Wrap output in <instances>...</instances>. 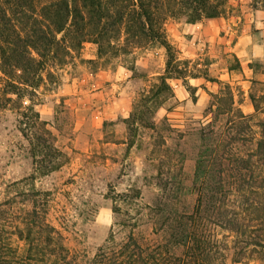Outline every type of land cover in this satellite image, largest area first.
Listing matches in <instances>:
<instances>
[{"label": "rangeland", "instance_id": "obj_1", "mask_svg": "<svg viewBox=\"0 0 264 264\" xmlns=\"http://www.w3.org/2000/svg\"><path fill=\"white\" fill-rule=\"evenodd\" d=\"M222 5V13L194 22L165 16L161 36L169 51L155 40L129 45L122 28L98 46L76 31L42 27L50 39H64L44 56L22 43L37 58L28 69L0 66L1 242L5 203L26 207L32 191L45 198L48 219L73 253L91 256L112 227L117 240L129 231L153 238L149 208L163 209L173 192L178 208L191 209L200 177L216 173L197 169V161H210L219 139L227 173L243 167L247 228L258 231L253 208L264 204V153L256 150L264 139V0ZM31 15L21 16L19 25L34 27ZM239 112L246 117L238 120ZM54 161L59 166L52 170ZM257 171L261 177H251ZM247 250L241 261L228 251L226 264H264V247Z\"/></svg>", "mask_w": 264, "mask_h": 264}, {"label": "trees", "instance_id": "obj_2", "mask_svg": "<svg viewBox=\"0 0 264 264\" xmlns=\"http://www.w3.org/2000/svg\"><path fill=\"white\" fill-rule=\"evenodd\" d=\"M224 1L0 0V66L4 72L12 68L28 69L37 58L32 51L22 49V43L38 56H44L50 44L64 39L55 36L50 39L42 27H53V33L76 31L75 35L92 38L98 46H102L104 35L122 28L129 45L141 47L155 40L169 51L168 43L161 36L165 16H183L189 22L201 16L210 18L223 12ZM26 13H33L34 27L30 29L19 25V18ZM36 25H41L40 29L35 28ZM24 53H28L26 64L21 61ZM172 60L169 54L167 65ZM173 71L180 72L174 67ZM16 75L20 79L26 76ZM1 94L4 89L0 90ZM254 107L256 109V105ZM236 115L238 120L246 117L241 112ZM35 140L40 143L39 136L36 135ZM256 145V150L264 153V139H259ZM224 148L223 140L219 139L211 149L215 152L214 159L197 161V169H216V173L200 177L197 198L191 209L178 208L175 194L169 192L165 196L166 207L158 209L155 204L149 208L153 213V238L129 231L123 239L117 240L112 227L91 256L71 252L65 236L48 219L49 209L40 192H30L26 199L30 205L19 209L14 207L16 200H8L5 203L6 236L0 241V264H226L228 251L233 261L245 260L249 245L264 247V204L261 209L253 208L256 209L253 220L259 228L252 233L253 228H247L246 218L251 211L245 201L247 179L242 166L236 167L234 176L227 173L228 157L224 156ZM58 166L59 161H54L51 169ZM258 172L251 177H261ZM41 200L44 203H40Z\"/></svg>", "mask_w": 264, "mask_h": 264}]
</instances>
